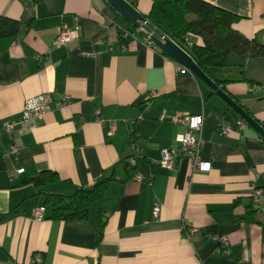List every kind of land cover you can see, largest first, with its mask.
<instances>
[{
	"label": "crops",
	"instance_id": "0c3cea01",
	"mask_svg": "<svg viewBox=\"0 0 264 264\" xmlns=\"http://www.w3.org/2000/svg\"><path fill=\"white\" fill-rule=\"evenodd\" d=\"M127 1L143 15L151 6ZM205 1L239 16L234 28L243 35L264 41V0ZM0 16L19 23L15 36L0 39V264H264V137L244 121L240 127L222 98L147 46L106 0H0ZM75 25V36L54 43L59 29ZM217 77L264 126V55L229 56ZM42 93L52 99L49 112L17 122L24 101ZM65 95L69 104L57 105ZM179 114H202L208 172L192 171L184 157L172 170L159 164L161 148L178 146ZM8 122L15 124L6 132ZM39 174L48 179L35 185ZM104 177L112 178L85 219L49 217L47 195ZM255 188L262 189L257 204ZM39 206L45 217L35 219ZM214 236L227 238L230 254L216 252Z\"/></svg>",
	"mask_w": 264,
	"mask_h": 264
},
{
	"label": "trees",
	"instance_id": "16d2710c",
	"mask_svg": "<svg viewBox=\"0 0 264 264\" xmlns=\"http://www.w3.org/2000/svg\"><path fill=\"white\" fill-rule=\"evenodd\" d=\"M150 1V9L144 15L149 24L181 46L197 66L218 85L221 79L217 77V71L227 65L229 56L264 55V41L248 38L236 30L234 23L240 17L232 12L205 0ZM18 30L19 23L16 19L0 16V39L13 37ZM243 79L241 75L239 80ZM241 107L251 115L247 109ZM130 134L131 142L136 141L137 128L134 124H130ZM132 166L130 161L124 162L128 171L132 170ZM2 167L3 162L0 159V169ZM53 175L50 173L49 179ZM111 178L104 177L94 185L77 189L69 195H47L44 204L50 206L49 217L61 220L85 219L91 202L102 197L106 183ZM46 179L48 178L39 174L33 178V183L42 185Z\"/></svg>",
	"mask_w": 264,
	"mask_h": 264
},
{
	"label": "built area",
	"instance_id": "2783aa9c",
	"mask_svg": "<svg viewBox=\"0 0 264 264\" xmlns=\"http://www.w3.org/2000/svg\"><path fill=\"white\" fill-rule=\"evenodd\" d=\"M79 29V25H75L72 30L61 28L58 31L57 37L54 40L55 44H63L70 40L72 36H75ZM135 33H143V42L152 48H156L152 43V36L158 37L161 41L167 36L159 32L155 27L151 26L147 19L139 21V26L135 27ZM168 38V37H167ZM181 47V46H180ZM182 48V47H181ZM176 68L179 71H189L182 65L176 63ZM52 99L48 93H42L37 96L28 98L24 101L20 114L17 116V122L29 120V119H42L43 116L49 112L50 103ZM70 102V96L65 95L62 99L56 101L57 105H66ZM96 120L100 121L99 110H95ZM173 121L184 127V130L176 135V142L178 146L176 148L163 147L159 151V164L168 170H172L175 167V160L178 157L186 158L191 166L192 171L208 172L211 168V162L204 160L200 155V128L202 123V114H179L173 118ZM15 122H8L4 125V131L8 132L12 129ZM239 126H243V121L239 120ZM114 128V122H110V130L108 134H111ZM221 133L228 132L227 126L220 127ZM131 150L136 153L139 149L135 141L130 143ZM15 150V149H13ZM132 164V161H130ZM262 193V189H253L251 200L254 204L259 202V196ZM160 212V205L157 202L153 203L152 215L154 218L158 217ZM32 216L35 219H42L45 217V206H39L32 209ZM185 230L188 233H193L196 228L186 226ZM213 239L217 242L216 252L228 255L230 250L228 248V240L224 236H214ZM38 258H34L31 263H37Z\"/></svg>",
	"mask_w": 264,
	"mask_h": 264
},
{
	"label": "water",
	"instance_id": "95a60500",
	"mask_svg": "<svg viewBox=\"0 0 264 264\" xmlns=\"http://www.w3.org/2000/svg\"><path fill=\"white\" fill-rule=\"evenodd\" d=\"M108 5L123 19L134 27L139 26V21L145 20L143 14H141L135 6L127 0H106ZM152 43L161 52L167 55L170 59L176 63L182 65L194 74L198 79L209 86L223 101L241 118L242 121L250 125L256 130L262 137H264V126H261L259 122L249 115L231 96H229L217 83L209 78L194 62L192 57L177 43L169 38H164L161 41L158 37L152 36Z\"/></svg>",
	"mask_w": 264,
	"mask_h": 264
}]
</instances>
